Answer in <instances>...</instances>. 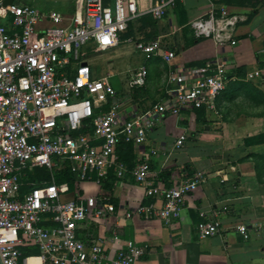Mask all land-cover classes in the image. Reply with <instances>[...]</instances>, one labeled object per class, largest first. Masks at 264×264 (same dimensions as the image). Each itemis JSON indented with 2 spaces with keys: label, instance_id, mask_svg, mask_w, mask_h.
Listing matches in <instances>:
<instances>
[{
  "label": "built area",
  "instance_id": "1",
  "mask_svg": "<svg viewBox=\"0 0 264 264\" xmlns=\"http://www.w3.org/2000/svg\"><path fill=\"white\" fill-rule=\"evenodd\" d=\"M81 1V7L65 19L55 11L3 6L0 0V264H29L31 258L41 264H136L146 246L128 242L115 257H109L100 243L78 238L80 224L90 213L100 217L105 211L113 213L114 206L103 205L93 196L84 202L63 199L70 188L54 182V171L67 164L79 180L95 175L100 182L112 171L116 179L131 175L136 182L148 183L150 165L140 162L128 169L116 155L120 144L144 143L158 122L156 115L214 109L229 82L226 66L218 60L172 73L167 102L155 105L150 114L123 120L116 89L108 78H92L82 56L91 47L106 51L132 42L122 40V35L139 16L138 0ZM183 1L153 0L147 13L159 21ZM43 21L50 25L41 26ZM236 24V16L212 7L190 21L189 27L196 38H212L224 45ZM134 45L147 60L161 52L159 39L138 40ZM174 56L173 51L161 54L165 63ZM148 74L147 67H140L131 75L129 87L145 86ZM246 77L264 80V60ZM185 139L180 136L176 148ZM36 169L46 170L48 179H31L28 173ZM205 180L202 173H196L169 189L150 188L147 194L155 202L125 216L142 215L171 224L180 217L185 198ZM199 216L200 237L221 233L216 219L204 212ZM235 229L248 238L245 225ZM26 248H36L37 254L23 256Z\"/></svg>",
  "mask_w": 264,
  "mask_h": 264
},
{
  "label": "crops",
  "instance_id": "2",
  "mask_svg": "<svg viewBox=\"0 0 264 264\" xmlns=\"http://www.w3.org/2000/svg\"><path fill=\"white\" fill-rule=\"evenodd\" d=\"M13 4L43 13L55 11L68 19L82 1L13 0ZM152 4L153 0H138L139 16L130 23L122 40L134 43L159 39L161 52L156 57L147 61L139 52L143 61L126 75L120 72L119 83L113 68L102 76L93 75L89 56L104 51L91 47L84 49L82 56L92 78H108L116 89L122 119L150 114L155 105L167 102L173 87L169 82L172 73L218 60L225 64L229 82L214 109L156 115L158 122L144 143L120 144L116 155L118 158L120 153V162L128 169L140 162L150 165L148 183L136 182L131 175L116 179L109 171L106 177L113 183L106 190L102 187L106 177L100 182L95 175L91 180L76 178L66 199L84 202L93 196L115 209L100 217L90 213L80 224L77 236L86 243H100L109 257H115L128 242L146 246V253L136 264H264V80L246 77L264 60V0H184L159 21L147 13ZM212 7L237 17V24L229 31L230 40L224 45L212 38H196L189 27L190 21ZM1 22L5 24V20ZM49 25V21H43L41 26ZM164 51L175 55L165 66L161 58ZM144 66L149 71L145 86L130 88L131 75ZM182 135L186 139L178 149L176 142ZM196 173H202L206 180L185 198L180 217L171 224L142 215L125 216L140 205L155 202L148 189H169ZM200 212L221 224L220 234L200 237ZM240 224L247 228V239L235 229Z\"/></svg>",
  "mask_w": 264,
  "mask_h": 264
},
{
  "label": "rangeland",
  "instance_id": "3",
  "mask_svg": "<svg viewBox=\"0 0 264 264\" xmlns=\"http://www.w3.org/2000/svg\"><path fill=\"white\" fill-rule=\"evenodd\" d=\"M109 61H112L113 65L109 66L107 64ZM142 61L143 57L138 51L135 50L134 43L127 42L121 43V45L116 48L89 56V64L93 69V75L95 77L102 76L106 73L108 68H113V70L116 72V80H119V83L120 78H122L120 72L126 75L127 71L139 66ZM162 65L165 66L166 63H163ZM66 197L67 196L63 197V199H66ZM33 254H36V252Z\"/></svg>",
  "mask_w": 264,
  "mask_h": 264
},
{
  "label": "trees",
  "instance_id": "4",
  "mask_svg": "<svg viewBox=\"0 0 264 264\" xmlns=\"http://www.w3.org/2000/svg\"><path fill=\"white\" fill-rule=\"evenodd\" d=\"M121 145H126V144H121ZM118 155H119L118 159L120 160L121 159L120 153H118ZM28 176L31 177V179L38 178L37 180H47L49 177V174L44 169H36L31 173L29 172ZM54 180H55L54 182L57 185L67 184L69 185L70 189H73L74 183L76 181V177L73 175L68 165L64 164L62 168L54 171ZM103 181H104L102 185L103 189L110 190V188L112 187L113 179L110 180L108 177H106L105 179H103ZM22 189L27 190L26 187H23ZM34 252H36L37 254L36 248L22 249L23 256L33 255Z\"/></svg>",
  "mask_w": 264,
  "mask_h": 264
},
{
  "label": "bare ground",
  "instance_id": "5",
  "mask_svg": "<svg viewBox=\"0 0 264 264\" xmlns=\"http://www.w3.org/2000/svg\"><path fill=\"white\" fill-rule=\"evenodd\" d=\"M39 262L40 261L38 259H36V258H31V259L28 260L29 264H40Z\"/></svg>",
  "mask_w": 264,
  "mask_h": 264
},
{
  "label": "water",
  "instance_id": "6",
  "mask_svg": "<svg viewBox=\"0 0 264 264\" xmlns=\"http://www.w3.org/2000/svg\"><path fill=\"white\" fill-rule=\"evenodd\" d=\"M12 4H13V0H4L2 5L7 6V5H12Z\"/></svg>",
  "mask_w": 264,
  "mask_h": 264
}]
</instances>
